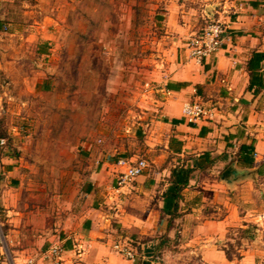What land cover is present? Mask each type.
Here are the masks:
<instances>
[{"label":"rangeland","instance_id":"rangeland-1","mask_svg":"<svg viewBox=\"0 0 264 264\" xmlns=\"http://www.w3.org/2000/svg\"><path fill=\"white\" fill-rule=\"evenodd\" d=\"M167 1L0 0V137L14 135L23 147L11 153L23 158L25 174L27 167L42 173L27 178L48 186L52 212L100 203L111 250L127 260L115 246L130 249L135 264L161 259L155 247L164 239L159 198L167 174L154 176L147 191L136 179L115 187L105 163L144 159L156 171L146 125L170 63ZM90 183L97 192L86 197ZM245 199L253 204L241 215L252 210L247 220L259 222L228 232L221 248L232 256L252 236L264 250V176L237 198ZM178 239L164 248L180 252Z\"/></svg>","mask_w":264,"mask_h":264},{"label":"crops","instance_id":"crops-1","mask_svg":"<svg viewBox=\"0 0 264 264\" xmlns=\"http://www.w3.org/2000/svg\"><path fill=\"white\" fill-rule=\"evenodd\" d=\"M166 8L170 63L161 76L155 114L148 115L152 119L146 125V154L148 159L154 157L156 171L150 170L147 162L146 173L136 181L147 191L153 187L154 176L167 174L159 198L163 211L162 196L173 169L193 168L195 160H201L203 166L209 161L212 164L192 173L182 191L176 218L170 219L163 211L164 239L155 247L161 259L151 264H262L264 250L259 236L248 239L237 251L240 259L236 255L228 259L221 247L229 241L231 229L250 223L258 226L259 222L257 218L247 220L255 217L252 210L241 215L242 206L251 209L253 202L245 199L241 203L237 198L248 192L256 177L264 176L258 172L264 163V89L257 94L255 88L249 89L248 70L252 55L264 54V0H168ZM208 20L224 24L227 32L221 49L199 65L188 59L186 41ZM261 65L264 73V61ZM49 88L46 85L41 90ZM188 102L205 106L209 118L194 124L185 122L182 107ZM11 137L10 142L0 137L4 140L0 146V234L4 238L0 264H51L41 255L54 245L62 248V264H135L111 250L109 217L100 212V203L93 201L89 206L86 201L78 211L68 206L64 216L58 209L52 212L48 186L27 178L30 173H42L27 167L30 173L25 174L23 158L11 153L15 148L18 152L24 149L17 147L14 135ZM250 144L254 146L255 165L247 168L239 163V151L242 145ZM204 155H208V162L202 158ZM166 162L169 167H164ZM232 164L254 174L228 186L220 178ZM105 165L111 168L117 187L116 162ZM96 188L90 183L85 196H95ZM177 234L180 252H170L164 245Z\"/></svg>","mask_w":264,"mask_h":264},{"label":"built area","instance_id":"built-area-1","mask_svg":"<svg viewBox=\"0 0 264 264\" xmlns=\"http://www.w3.org/2000/svg\"><path fill=\"white\" fill-rule=\"evenodd\" d=\"M227 29L224 24L215 20H208L201 30L189 37L185 51L188 59L199 65L209 61L222 47ZM210 112L200 103L188 102L182 107V118L189 124H194L208 119ZM4 145V140L0 139V146ZM148 169V164L144 159H119L116 161V184L124 186L136 178L144 175ZM3 236L0 234V247L3 245ZM115 249L127 260L134 259L135 254L123 246H115ZM62 249L58 245L51 246L41 255L43 260H48L51 264H62ZM27 264H33L28 261Z\"/></svg>","mask_w":264,"mask_h":264},{"label":"trees","instance_id":"trees-1","mask_svg":"<svg viewBox=\"0 0 264 264\" xmlns=\"http://www.w3.org/2000/svg\"><path fill=\"white\" fill-rule=\"evenodd\" d=\"M2 31H3V28L0 25V32ZM263 61H264V54L254 53L248 64V70L250 74L249 89L251 90L255 88L254 94H257L261 89H264V73H261V70H262L261 64ZM239 153H240L239 163L242 166L247 167V168L254 167L255 161H254L253 144L242 145L240 147ZM202 158L204 159V161L208 162L207 160L208 155H204ZM200 162L201 160L193 161V168L180 166L172 170L171 175H170L169 187L166 189L165 193L162 196L163 204H164L163 211L166 215L170 217V219L177 217L178 204L182 198V191L188 185L192 173L199 168H205V167L210 166V164H212V161H209L208 163L205 164V166H203L201 165ZM258 172L260 175L264 174V163L259 167ZM226 256L228 257V259L231 258L228 252H226ZM235 257L237 259H240L239 255H236ZM137 264H151V262L142 261Z\"/></svg>","mask_w":264,"mask_h":264},{"label":"water","instance_id":"water-1","mask_svg":"<svg viewBox=\"0 0 264 264\" xmlns=\"http://www.w3.org/2000/svg\"><path fill=\"white\" fill-rule=\"evenodd\" d=\"M254 173L248 170H240L236 168L235 164H232L228 169H226L221 175V182L229 185H232L235 182L245 180L250 178Z\"/></svg>","mask_w":264,"mask_h":264}]
</instances>
